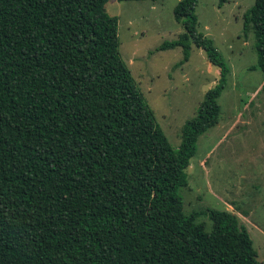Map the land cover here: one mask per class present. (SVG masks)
<instances>
[{
    "label": "trees",
    "instance_id": "1",
    "mask_svg": "<svg viewBox=\"0 0 264 264\" xmlns=\"http://www.w3.org/2000/svg\"><path fill=\"white\" fill-rule=\"evenodd\" d=\"M107 2L0 0V264H260L235 214L207 210V229L178 193L230 74L197 30L198 0H178L184 31L159 50L187 62L201 49L219 81L177 149L120 56ZM243 20L264 76V0Z\"/></svg>",
    "mask_w": 264,
    "mask_h": 264
},
{
    "label": "rangeland",
    "instance_id": "2",
    "mask_svg": "<svg viewBox=\"0 0 264 264\" xmlns=\"http://www.w3.org/2000/svg\"><path fill=\"white\" fill-rule=\"evenodd\" d=\"M178 0H108L109 16L118 19L119 53L154 112L171 147L195 116L205 93L219 81V69L194 46L183 62L180 48L159 50L183 33L173 9ZM255 0H198L197 30L212 40L230 70L218 103L217 126L201 135L179 189L187 213L210 228L207 210L235 214L249 232L257 260L264 264V90L255 38L243 30V15Z\"/></svg>",
    "mask_w": 264,
    "mask_h": 264
}]
</instances>
